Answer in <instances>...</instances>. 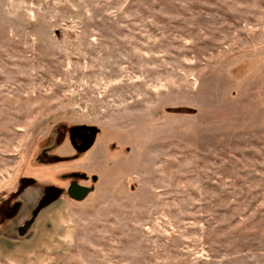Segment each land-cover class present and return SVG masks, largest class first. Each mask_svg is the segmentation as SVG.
I'll return each instance as SVG.
<instances>
[{
  "label": "rangeland",
  "instance_id": "rangeland-1",
  "mask_svg": "<svg viewBox=\"0 0 264 264\" xmlns=\"http://www.w3.org/2000/svg\"><path fill=\"white\" fill-rule=\"evenodd\" d=\"M0 264H264V0H0Z\"/></svg>",
  "mask_w": 264,
  "mask_h": 264
},
{
  "label": "flooded vegetation",
  "instance_id": "flooded-vegetation-1",
  "mask_svg": "<svg viewBox=\"0 0 264 264\" xmlns=\"http://www.w3.org/2000/svg\"><path fill=\"white\" fill-rule=\"evenodd\" d=\"M93 130L94 129H88V128L83 127V128H80V129H73V130L69 131L68 134H69V140H70L71 146L73 148H75V150L78 151V152H81L82 150H87L89 148V146H90V144L88 145L89 139H93L92 133H91ZM55 134H57V136H59V137L63 136V134L60 131H58V130L55 131ZM91 142H92V140H91ZM47 146L48 145L46 144V146L43 149H45ZM42 153H43V151H42ZM71 187H73L72 190H71L72 192L69 193L70 192L69 190H70ZM77 188L78 189L84 188V189L89 190L88 187H86L85 185H79L77 183L70 182L67 185V188H66L67 196H69L73 200H81L90 191L89 190L86 195H84V196L82 195L81 196L80 195L81 194L80 191L76 190ZM57 194H59L58 190L56 191V195Z\"/></svg>",
  "mask_w": 264,
  "mask_h": 264
},
{
  "label": "water",
  "instance_id": "water-1",
  "mask_svg": "<svg viewBox=\"0 0 264 264\" xmlns=\"http://www.w3.org/2000/svg\"><path fill=\"white\" fill-rule=\"evenodd\" d=\"M91 133H92V137H94V135H95V130H93ZM91 140H92V139H89V141H88V145L90 144ZM88 145H87V146H88ZM72 188H73V187L70 188V190H69L70 192H69V193L72 192V191H71ZM76 190H77V191H80V193H81L80 195H81V196H82V195H83V196L86 195V194L88 193V191H89V190L84 189V188H82V189H78V188H77Z\"/></svg>",
  "mask_w": 264,
  "mask_h": 264
},
{
  "label": "trees",
  "instance_id": "trees-1",
  "mask_svg": "<svg viewBox=\"0 0 264 264\" xmlns=\"http://www.w3.org/2000/svg\"><path fill=\"white\" fill-rule=\"evenodd\" d=\"M50 143V141H48L47 145ZM46 146V145H45Z\"/></svg>",
  "mask_w": 264,
  "mask_h": 264
}]
</instances>
